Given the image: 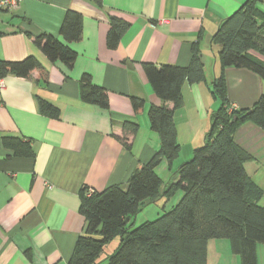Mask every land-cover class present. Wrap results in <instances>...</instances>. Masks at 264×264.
Returning <instances> with one entry per match:
<instances>
[{"label": "crops", "instance_id": "obj_1", "mask_svg": "<svg viewBox=\"0 0 264 264\" xmlns=\"http://www.w3.org/2000/svg\"><path fill=\"white\" fill-rule=\"evenodd\" d=\"M246 1L103 0L100 8L89 0H21L16 8H0V60L34 56L49 72L48 84L39 70L29 77L13 73L3 77L0 264H69L86 228L80 212L82 189L125 186L133 171L161 149L160 134L150 126L149 109L163 101L147 79L143 63L187 66L196 45L206 73L203 81L184 82L179 107L167 103L174 108L180 152L172 163L165 159L156 168L164 186L177 180L176 169L203 145L210 115L219 105L213 82L222 71L233 106L250 108L256 103L264 92V80L246 68L223 69L220 46L212 43L221 22ZM257 5L264 13V0ZM69 9L83 15V37L70 43L77 52L70 69L51 61L33 38L44 32L59 38ZM110 15L131 23L115 49L107 46ZM84 74L108 91V108L82 99ZM39 96L60 108L58 118L41 113ZM133 97L143 100L138 111ZM125 122L139 125L127 140L123 139ZM8 135L31 140L34 155H16L3 142ZM235 141L253 159L264 161V130L259 126L242 124ZM172 201L164 202L163 197L155 204L165 210L174 205ZM226 245L232 251L229 239H210L207 264L212 257L219 263Z\"/></svg>", "mask_w": 264, "mask_h": 264}, {"label": "trees", "instance_id": "obj_2", "mask_svg": "<svg viewBox=\"0 0 264 264\" xmlns=\"http://www.w3.org/2000/svg\"><path fill=\"white\" fill-rule=\"evenodd\" d=\"M100 8L103 0H89ZM258 0H247L234 14L225 18L212 36V43L220 46L219 59L227 66L246 68L264 80V13ZM110 30L107 46L115 49L131 23L116 15L109 16ZM30 35V34H29ZM83 37V15L69 9L60 28V37L47 32L33 36L35 44L53 62L60 61L68 69L77 59L70 43ZM143 71L163 104L149 109L150 126L159 132L161 149L136 168L125 186L110 185L88 195V187L81 191L80 212L86 219L85 231L79 236L69 264H207L208 242L212 238L230 240L232 252L242 264H259L257 245L264 243V207L255 198L260 195L246 168L252 155L235 141L237 129L252 122L264 130V92L250 108L233 106L228 96L224 72L214 80L212 91L220 100L218 109L210 115V128L204 144L191 159L176 169L177 180L163 185L156 168L167 160L172 163L179 155L180 144L174 120V108L182 104V87L187 80H205L203 59L196 45L187 66L177 64L143 63ZM39 70L44 84L49 72L34 56L20 61L0 60V77L13 73L29 77ZM81 97L102 108L109 107L108 91L93 83L91 75L81 79ZM42 114L58 118L60 108L38 97ZM135 110L143 100L132 98ZM139 125L125 122L123 139L135 134ZM3 142L16 155L33 156L31 140L5 136ZM181 191L179 201L165 209L154 220L135 226L133 218L145 206L164 197L168 201ZM120 238L114 250L102 258L105 246Z\"/></svg>", "mask_w": 264, "mask_h": 264}, {"label": "rangeland", "instance_id": "obj_3", "mask_svg": "<svg viewBox=\"0 0 264 264\" xmlns=\"http://www.w3.org/2000/svg\"><path fill=\"white\" fill-rule=\"evenodd\" d=\"M210 84V83H209ZM219 105H220V100ZM218 105V107H219ZM204 144V142H203ZM193 155L189 159H191ZM260 158V157H259ZM187 159V160H189ZM246 168L248 171V174L252 178V180L255 182L257 186H259L260 189V195L255 198V201L260 206L264 207V161L258 160V159H249L246 161ZM171 175V173H170ZM180 197L178 196L171 197L169 200H173L172 202L176 204L179 201ZM169 208L167 210H170L172 207V204H170ZM165 211L162 209L161 206H156L155 203H150L147 206L143 208L132 220V223H134L135 226L143 223L146 220H154L156 219L160 214H163ZM120 238L116 237L114 240H112L108 245L105 246L104 253L102 258L106 256L108 253L112 252L116 245L119 243ZM226 243V242H225ZM257 252H258V259L259 264H264V243L259 242L257 245ZM220 255L222 256L219 263L217 264H242L241 258L239 255L234 254L229 247L224 246L220 250ZM215 258L212 257L210 264H216ZM105 264V262L101 263Z\"/></svg>", "mask_w": 264, "mask_h": 264}, {"label": "built area", "instance_id": "obj_4", "mask_svg": "<svg viewBox=\"0 0 264 264\" xmlns=\"http://www.w3.org/2000/svg\"><path fill=\"white\" fill-rule=\"evenodd\" d=\"M21 0H0V8H16L19 6ZM5 87L3 77H0V90ZM94 190L89 188L88 195L93 193Z\"/></svg>", "mask_w": 264, "mask_h": 264}]
</instances>
